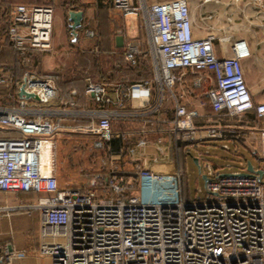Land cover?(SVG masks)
<instances>
[{
	"label": "built area",
	"instance_id": "1",
	"mask_svg": "<svg viewBox=\"0 0 264 264\" xmlns=\"http://www.w3.org/2000/svg\"><path fill=\"white\" fill-rule=\"evenodd\" d=\"M110 1L123 17L141 16L144 21L153 77L143 86L149 89L153 84L159 102L166 90L175 100L168 127L176 141L221 139V119L250 112L264 118V104L253 103L244 80L241 62L249 57L244 40L231 42L230 56L218 57L215 42L222 40L213 33L194 37L187 0ZM245 1L263 12L264 0ZM52 20L48 6L10 8L6 36L26 64L28 53L50 50ZM137 54L138 47L129 45L124 58L135 66ZM178 71L197 75L196 87L202 81L213 82L205 93L211 110L206 123L198 124L201 115L175 99L172 89L183 75ZM21 86L39 101L18 97ZM0 89V193L37 197L30 205L0 207V217L17 210L38 211L37 252L48 264H264V179L246 175V163L221 177L207 168L204 188L214 201L185 202L184 173L173 160H155L126 177L95 174L84 191L60 189L55 139L63 128L49 120L56 112L43 106L57 97L54 81L27 67L17 82L10 73H0ZM84 93L103 97L105 89L87 79ZM114 116L97 113L94 123L72 131L109 141ZM254 140L250 147L257 166L252 167L264 173V126ZM163 183L173 185L169 200L143 202L132 195L138 184ZM0 264H28L26 251L9 241L0 244Z\"/></svg>",
	"mask_w": 264,
	"mask_h": 264
},
{
	"label": "crops",
	"instance_id": "2",
	"mask_svg": "<svg viewBox=\"0 0 264 264\" xmlns=\"http://www.w3.org/2000/svg\"><path fill=\"white\" fill-rule=\"evenodd\" d=\"M187 1L195 38L212 33L210 30H215V35H218L225 28L226 16L254 10L250 5L219 10L205 0ZM239 1L247 3L245 0ZM14 4L48 6L53 10L51 48L47 52L28 53L27 64L12 49L6 36L4 12ZM69 11L83 13L75 40L68 28ZM231 42L233 40L216 41V55L230 56ZM245 42L249 57L241 62L244 80L253 103L264 104V29L255 32ZM129 45L138 47L135 66L124 58ZM15 58L37 75L52 79L57 87V97L43 106L56 112L49 120L58 122L63 128L55 139L56 179L60 189L76 188L84 191L88 188L89 177L95 174L106 176L115 173L126 177L136 167L170 158L177 162L184 173L187 153H198V156L200 153L251 155L250 145L255 142L257 131L264 126V118H257L250 112L242 117L221 119L224 132L221 139L176 141V136L168 127V121L174 115L175 100L168 97L166 90L159 102L160 95L155 86L151 84L149 89L143 86L145 82L150 83L153 77L144 21L141 16L123 17L112 7L110 0H0V73L12 74L9 68H13ZM177 74L183 75L172 89L175 99L188 110H196L201 115L196 120L198 124L206 123L205 114H211V110L205 93L213 86V82L202 81L200 87H196L193 82L197 75L188 71H178ZM87 79L104 87L103 97L84 93ZM100 112L115 115L110 120L112 138L109 141H100L95 136L72 131L76 127L94 123L95 114ZM58 167L63 173L59 172ZM184 179L185 176L181 181L182 187ZM95 192L97 195L102 194L101 189ZM9 195L32 199L30 203L17 202L16 199L7 202V198L3 200L0 197V207L30 205L35 197L24 193ZM19 211L22 210L2 215L0 222L4 218L12 223L11 215ZM8 234L13 235L11 229ZM40 241L41 238L38 243ZM3 243L0 241V244ZM15 247L26 251L28 264H41V260H47L38 255V245L29 249L20 244Z\"/></svg>",
	"mask_w": 264,
	"mask_h": 264
},
{
	"label": "rangeland",
	"instance_id": "3",
	"mask_svg": "<svg viewBox=\"0 0 264 264\" xmlns=\"http://www.w3.org/2000/svg\"><path fill=\"white\" fill-rule=\"evenodd\" d=\"M151 2H162L166 0H146ZM219 10H229L239 8L241 5L247 3L240 2L239 0H225L219 2H209ZM213 8V7H212ZM248 9V8H247ZM251 11V12H250ZM245 14L229 15L225 18V28L216 36L222 42L244 40L247 41L250 36H254L255 32L264 29V13L259 10H250ZM213 34L215 30H210ZM51 43V41H50ZM206 111V110H205ZM210 114L206 113L205 116ZM187 153L184 159V185L182 187V196L185 202H206L214 201L216 197L206 193L204 188V181L202 176L206 174L207 168L211 167L215 170V176L222 174H230L234 171L241 170L239 165L244 161H250L252 166L257 165L256 160L249 153ZM196 159L197 164L194 162ZM165 160H171L165 159ZM241 163V164H240ZM61 173L62 169L58 167ZM264 170V169H263ZM63 173V172H62ZM262 178L264 179V173ZM172 184H155L149 186L147 184H138L132 195H137L143 202H158L160 200H169L172 193ZM1 199L7 198V202H12L13 199L17 202H31V197L19 196L24 199L14 197L13 195L0 193ZM37 197H34V200ZM34 203V201H33ZM32 203V204H33ZM12 216V223L3 218L0 222V241H11L14 246L21 245L25 248H35L40 240L39 234V213L38 211L22 210L14 213ZM11 226V228H10ZM9 229L12 230L13 235L8 234ZM41 264H48V260H41Z\"/></svg>",
	"mask_w": 264,
	"mask_h": 264
},
{
	"label": "water",
	"instance_id": "4",
	"mask_svg": "<svg viewBox=\"0 0 264 264\" xmlns=\"http://www.w3.org/2000/svg\"><path fill=\"white\" fill-rule=\"evenodd\" d=\"M67 21L69 23L68 28L70 29V35L72 36L73 40L76 39L77 36V30L81 27L82 17L83 13L81 11H69L67 13ZM24 97L25 99H34L36 101H39L38 98L35 95L26 94L23 90V86H21L18 89V97ZM194 162L197 164L196 159ZM245 174L246 175H256L258 179H260L263 176L262 170H254L252 167V164L250 161L246 162V168H245ZM227 174H222L217 177L226 176ZM202 179L204 181V184L209 180L205 175L202 176Z\"/></svg>",
	"mask_w": 264,
	"mask_h": 264
},
{
	"label": "trees",
	"instance_id": "5",
	"mask_svg": "<svg viewBox=\"0 0 264 264\" xmlns=\"http://www.w3.org/2000/svg\"><path fill=\"white\" fill-rule=\"evenodd\" d=\"M16 5L17 4H14V5L10 6V7H13V6H16ZM26 6H30V5H26ZM8 11H9V9L5 10V12H4L3 21L5 22V25H6V21L8 20ZM13 65H14L13 68H9V69L10 70L12 69L11 71L13 73L11 75L15 78V81L17 82L18 80L21 79L22 73L27 67L24 64H22L19 59H16V58H15V61H14Z\"/></svg>",
	"mask_w": 264,
	"mask_h": 264
},
{
	"label": "bare ground",
	"instance_id": "6",
	"mask_svg": "<svg viewBox=\"0 0 264 264\" xmlns=\"http://www.w3.org/2000/svg\"><path fill=\"white\" fill-rule=\"evenodd\" d=\"M205 11V10H204Z\"/></svg>",
	"mask_w": 264,
	"mask_h": 264
}]
</instances>
